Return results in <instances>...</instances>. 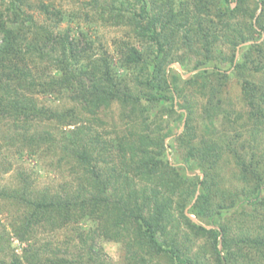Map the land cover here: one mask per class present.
Returning <instances> with one entry per match:
<instances>
[{
  "label": "trees",
  "instance_id": "1",
  "mask_svg": "<svg viewBox=\"0 0 264 264\" xmlns=\"http://www.w3.org/2000/svg\"><path fill=\"white\" fill-rule=\"evenodd\" d=\"M83 6L71 14L52 2L0 3V165L3 146L19 145L21 152L54 156L69 178L53 189L36 190L25 178L0 186V199L15 208L9 226L23 244L9 264H105L102 246L111 241L125 246L126 264H264V217L259 222L244 210L251 230L225 219L240 204L264 209V163L253 147L264 132V0ZM34 7L54 23L37 22ZM83 17L89 25L126 27L117 57L82 27L59 28ZM211 61L230 67H206ZM177 62L192 74L184 78ZM229 71L242 87L240 110L227 95ZM196 94L205 99L199 116ZM39 95L72 105L51 106ZM116 105L123 126L107 133L102 112ZM176 106L184 115L175 134L181 166L163 158ZM248 127L250 141L243 138ZM227 160L244 182V197L224 186ZM62 230L63 242L38 237ZM198 239L205 241L199 252H211L213 261L189 255Z\"/></svg>",
  "mask_w": 264,
  "mask_h": 264
},
{
  "label": "rangeland",
  "instance_id": "2",
  "mask_svg": "<svg viewBox=\"0 0 264 264\" xmlns=\"http://www.w3.org/2000/svg\"><path fill=\"white\" fill-rule=\"evenodd\" d=\"M40 1H44L46 3L52 2L57 9H61L67 13L72 14L74 12L83 11V4L86 0H30V2H33V4L35 5L40 3ZM0 3H2V0H0ZM30 12L33 14L34 19L39 23H46L50 26L54 23V21L51 20V18L48 17L46 13H44L37 7L31 9ZM78 26L82 27V29L88 32V34L90 35V40H93L96 46H99L100 43L103 44V46L107 48L110 54L114 57L118 56L116 54V43L121 38H125L127 36L126 27L107 26L102 23L99 25H89L88 22L84 20V17L74 18L73 20H65L60 23L59 28L64 30L68 27H73L75 29L74 32L78 33V31L76 30ZM175 67L179 71V74H181L184 78H187L192 74V71H188L189 69L187 66H183L179 62L175 63ZM206 67H220L222 69H229L230 63L221 64L217 61H211L207 63ZM229 73L231 74V77L227 85V90L229 92L227 95L233 101L236 109H243L245 104L243 101L242 87L238 82L237 78L235 77L234 73H232L231 71H229ZM188 91L189 94L193 93L190 89ZM195 98H197L196 100L198 101L197 112L199 116L202 112L201 106L205 99L197 94L195 95ZM38 99L41 102H44L45 104L51 106L67 107L72 105V101H70L68 98H62L57 100L51 95H39ZM176 107L178 110V116H176L175 119L172 121V130L169 135L165 138L166 151L163 158L164 160H170V162L176 166H181L185 165V162L181 158L180 153L178 151L177 141L175 140V134L182 132L184 128V115L181 114L183 112V109L179 108L178 106ZM102 113V116L106 121V125L104 126V128L101 127L100 129L105 130V132L107 133H113L114 130H118L115 129L117 125L118 128L119 126H123L121 125L122 121L119 119L120 111L118 105L114 106L111 110ZM170 118L171 117L165 115V117L160 120L164 127L168 125L167 120ZM198 118L201 119L200 117ZM252 130V127H248L247 129H245L243 138L249 141L252 140ZM198 132L199 136L203 135L204 133L203 124H201V122L199 123ZM262 133L263 136L259 139L258 143L259 147H256V142L253 143V147H255V150L259 151L258 157L260 159L258 160L261 163H264V132ZM2 155L3 158L1 159V161L4 164L0 165V186H17L22 181H24L23 178H25L31 182L32 187L36 190H42L48 187H51L53 189L58 188L62 183L65 182V180L69 179L67 178L68 166L63 163L60 167L57 163H55L56 158L54 159V156H47L40 153L30 154V152L28 151L21 152L19 145L3 146ZM191 168L196 169V165H190V167L187 168L185 171L188 174L189 172L191 174H194L193 169ZM223 175L224 186L230 190H233L234 192L240 193V196L244 197V182L239 179L238 170L234 162L228 160L226 161V165L224 166L223 170ZM263 194L264 192L262 193V195ZM7 203L8 201L0 199V257L7 258L9 264L12 258L11 254L13 252L22 255L23 244L18 238L13 235L11 226H9L11 220L10 216H12V213H15V208L7 205ZM7 209L10 210V212H8ZM246 209H248V212H253V214L259 215L257 217V221L260 222L263 219L264 209L262 207H248V205L243 204H240L235 210H233V212L227 213L225 219L227 218L229 221L240 220L241 224H244L247 227V230H251L252 228H255V226L253 223L247 224L250 222V220L248 218L246 219V215H244V210ZM190 215L195 220H197L195 215ZM80 224L84 229L89 228V225L86 222H81ZM67 234L68 232H66V230L58 231L54 234L40 232L38 237L40 239L44 238L46 240H53L54 242H63L67 239ZM204 242L205 241L203 239H198L190 243V245L188 246L190 247L189 255H191L193 258L198 257L200 260H204L206 257L213 261L214 256L211 254V252H199ZM98 246L100 247L99 242ZM2 248H5L3 249L4 251H2ZM102 250L103 252L101 253V256L105 260V264H126L125 258L127 251L125 246L122 247V244L112 241L105 242L102 246Z\"/></svg>",
  "mask_w": 264,
  "mask_h": 264
}]
</instances>
